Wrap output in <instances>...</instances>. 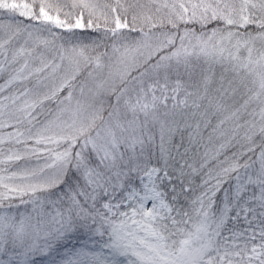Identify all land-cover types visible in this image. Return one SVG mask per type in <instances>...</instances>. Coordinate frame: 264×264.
I'll return each instance as SVG.
<instances>
[{
    "label": "snow or ice",
    "instance_id": "6c2138e0",
    "mask_svg": "<svg viewBox=\"0 0 264 264\" xmlns=\"http://www.w3.org/2000/svg\"><path fill=\"white\" fill-rule=\"evenodd\" d=\"M0 264H264V0H0Z\"/></svg>",
    "mask_w": 264,
    "mask_h": 264
}]
</instances>
